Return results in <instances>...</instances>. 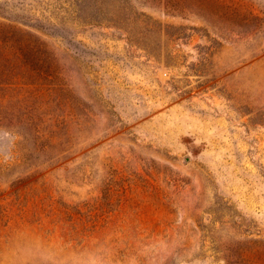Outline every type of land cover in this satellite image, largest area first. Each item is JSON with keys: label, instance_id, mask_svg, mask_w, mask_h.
I'll use <instances>...</instances> for the list:
<instances>
[{"label": "rangeland", "instance_id": "rangeland-1", "mask_svg": "<svg viewBox=\"0 0 264 264\" xmlns=\"http://www.w3.org/2000/svg\"><path fill=\"white\" fill-rule=\"evenodd\" d=\"M0 264H264V0H0Z\"/></svg>", "mask_w": 264, "mask_h": 264}]
</instances>
